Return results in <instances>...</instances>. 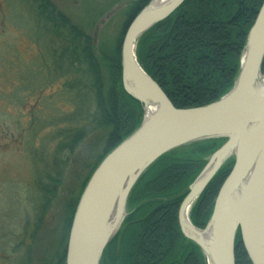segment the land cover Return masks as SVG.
Returning <instances> with one entry per match:
<instances>
[{
  "label": "rangeland",
  "instance_id": "374dc122",
  "mask_svg": "<svg viewBox=\"0 0 264 264\" xmlns=\"http://www.w3.org/2000/svg\"><path fill=\"white\" fill-rule=\"evenodd\" d=\"M47 1L69 26L43 16L34 0H0V264H56L72 205L110 131L85 43L105 95L101 55L135 0Z\"/></svg>",
  "mask_w": 264,
  "mask_h": 264
},
{
  "label": "water",
  "instance_id": "95a60500",
  "mask_svg": "<svg viewBox=\"0 0 264 264\" xmlns=\"http://www.w3.org/2000/svg\"><path fill=\"white\" fill-rule=\"evenodd\" d=\"M184 0H150L131 20L120 44L123 91L140 104L138 127L112 148L89 176L77 201L64 264H99L128 215V197L160 157L191 144L223 140L187 186L177 220L182 236L200 250L205 264H235L240 241L250 264H264V0L249 28L230 89L194 108H175L136 57L143 34L171 15ZM233 165L220 186L205 226L188 213L219 169Z\"/></svg>",
  "mask_w": 264,
  "mask_h": 264
},
{
  "label": "trees",
  "instance_id": "16d2710c",
  "mask_svg": "<svg viewBox=\"0 0 264 264\" xmlns=\"http://www.w3.org/2000/svg\"><path fill=\"white\" fill-rule=\"evenodd\" d=\"M43 16L67 20L47 0H34ZM150 0H135L112 50L101 55L109 76L108 92L101 93L100 75L87 42L84 52L102 122L109 128L107 147L84 178L66 224L64 246L56 264H64L65 247L79 196L104 156L131 134L142 118L140 104L125 94L120 77V44L135 15ZM263 0H184L166 19L137 42L136 57L146 74L178 109L209 104L231 87L249 28ZM69 26V25H68ZM72 36L80 37L70 29ZM75 38V37H74ZM264 74V57L261 65ZM223 140H211L175 149L160 157L140 177L128 200V215L120 231L106 246L99 264H205L193 243L180 233L177 213L187 186ZM233 165L229 159L191 206L188 217L202 229L210 217L217 192ZM234 263L250 264L240 241H234Z\"/></svg>",
  "mask_w": 264,
  "mask_h": 264
}]
</instances>
